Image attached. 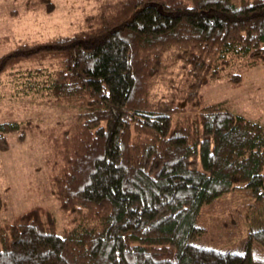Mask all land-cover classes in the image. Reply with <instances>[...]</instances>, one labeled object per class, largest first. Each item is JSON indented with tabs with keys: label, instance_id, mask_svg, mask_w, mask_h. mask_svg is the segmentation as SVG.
Returning <instances> with one entry per match:
<instances>
[{
	"label": "trees",
	"instance_id": "1",
	"mask_svg": "<svg viewBox=\"0 0 264 264\" xmlns=\"http://www.w3.org/2000/svg\"><path fill=\"white\" fill-rule=\"evenodd\" d=\"M95 2L77 31L0 56V77L29 64V91L78 110L47 143L69 227L24 211L0 224V264H264V127L200 96L264 62V0ZM33 128L1 123L0 152ZM230 196L251 213L246 236L206 246L201 212Z\"/></svg>",
	"mask_w": 264,
	"mask_h": 264
},
{
	"label": "rangeland",
	"instance_id": "2",
	"mask_svg": "<svg viewBox=\"0 0 264 264\" xmlns=\"http://www.w3.org/2000/svg\"><path fill=\"white\" fill-rule=\"evenodd\" d=\"M46 2L52 7L50 11ZM96 5L95 0H0V56L20 41H43L77 31L95 12ZM30 67L14 68L0 77V124L12 121L34 127L20 143L15 134L9 135L8 150L0 152V224L32 207H43L53 216L60 235L69 227V217L60 211L50 192L52 170L46 164L47 143L52 131L63 128L78 110L29 91L21 74ZM200 96L205 104L225 102L231 113L264 127V62L241 73L238 86L225 77L207 79ZM177 106L186 112L196 107L183 101ZM232 197L203 208L200 223L208 234L205 236H209L206 246L236 249L246 236V218L251 213L241 208L244 200Z\"/></svg>",
	"mask_w": 264,
	"mask_h": 264
}]
</instances>
